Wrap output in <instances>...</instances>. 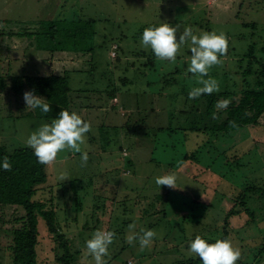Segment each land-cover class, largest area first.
<instances>
[{
  "label": "rangeland",
  "instance_id": "obj_1",
  "mask_svg": "<svg viewBox=\"0 0 264 264\" xmlns=\"http://www.w3.org/2000/svg\"><path fill=\"white\" fill-rule=\"evenodd\" d=\"M259 2L260 0H0V74H4L2 68L7 73L6 76L9 73L32 75L70 71L71 84L77 90L73 97L76 99L80 96L77 100L81 108L75 112L91 124V131L85 137L86 142L81 145L82 150L89 154L86 166H81L80 153L69 151L59 153L57 160L46 166L49 183L61 184L82 179L89 185L86 190L81 191L84 208L79 214V220L73 222L69 217L68 222L72 225L70 233L81 243L90 239L80 227L86 219L85 209L96 207V217L101 220L102 229L108 230V224L112 222L114 211L119 205L117 202L129 192L126 195H129L131 206L120 204L122 207L120 206L121 210L117 215L119 220L116 222L120 233L114 238L109 246V254L104 258L109 261L114 256L108 264H127L130 261L133 264H172L174 260H200L198 256L189 253L190 241L197 235L209 243L222 239L226 235L227 211L232 207L234 199H238L244 184L254 178L264 182V157L261 149L255 146L257 139L261 138L264 143L263 128L245 129L224 139L221 150L228 147L231 149L223 160L215 159L218 148L213 151L208 149L206 153L209 136L204 133L199 139H196L195 133H190L189 139H184L182 134L170 135L166 132L155 135L157 130L154 126L167 127L172 119L171 113L179 104L166 94L165 97H160L161 78L169 72L179 70L180 77L185 82L197 84L195 77L190 79L186 74L191 55L190 44L181 46L175 63L160 61V66L165 67L157 71L156 75L138 77L137 68L131 65L136 60L139 67L144 60L137 55L139 51H151L141 44L144 29L155 24L158 27L166 22L177 28L178 37L187 27H191L197 35L213 31L217 34H232L234 37L230 38L232 42L222 57L221 66L235 72L233 54L238 53V49L246 44V41L240 39V35L246 31L243 25L257 23L258 30L262 31L264 37V0ZM74 16L97 21L93 24L96 34L91 41L94 50L90 53L74 51L69 48L71 44L60 50L55 48L51 39L45 49L44 37L27 39L18 36L20 32L44 30L46 20L65 17L72 20L75 19ZM47 28L48 25L45 26V31ZM66 31L74 34L76 29L72 26ZM246 36L249 43L251 36L249 33ZM117 40L121 42V48L125 52L112 56V43ZM254 40L260 41L257 37ZM34 43L42 44L44 48L38 50ZM119 54L122 59L120 63L116 60ZM213 70V67L209 70L210 77ZM101 74L110 75L101 77ZM133 74L144 83L137 87H123L119 91V99L113 100V107L106 95L108 82L110 84L114 80L119 83L122 78L127 77L132 79ZM149 81L152 82L151 87L146 86ZM113 85L114 83L111 87ZM171 90L170 93L176 91L175 88ZM154 95H157L158 100H154ZM17 103L10 93L0 94V145L9 151L28 147L26 140L30 134L43 123H51L30 116L26 113L27 109L17 106ZM117 106L125 109L122 111L125 115L127 112L134 113L127 120L131 124L139 120L142 113L147 115V127L137 133H130L129 128L122 127L115 131L114 125L123 124L125 119L118 112ZM176 125L175 121L173 127ZM200 146V160L197 158V163L183 161L188 151L194 152ZM249 149H253V152L244 156L243 153ZM129 154L131 167L127 165L126 159ZM236 158L241 159L239 168L236 167ZM225 160L231 169H237H232L233 175L225 174L226 177L224 172L227 170L223 168ZM178 164H182V167H178ZM228 165L226 169H230ZM114 169L119 173H111ZM129 169H132V173ZM173 172L177 175L176 189L156 185V177ZM62 174L65 175L63 180L60 179ZM194 174L198 175L195 180ZM169 189L172 191L170 197L166 194ZM83 194L88 198L85 199ZM91 195L93 196L90 198ZM195 198L197 203L193 202ZM250 200V209L256 214L254 221L243 213L232 216L227 228V239L241 251L237 264H243L242 261L254 264L255 255L260 256L258 252L264 249V199L254 197ZM129 206L132 210L126 209ZM65 218L63 216L62 220ZM130 224L136 225V232L141 229L155 231L156 236L150 248L141 251L138 242L132 245L126 242ZM39 228H45L44 221H40ZM9 233L10 230L3 234L0 264H9ZM88 233L91 234L89 231ZM51 246L53 247L52 243ZM50 249L47 240L40 246L39 255L43 264H56V260L50 259ZM83 249L88 255L86 247ZM261 255L263 258L260 256V260L264 264V253ZM87 260L90 264L94 263L91 256Z\"/></svg>",
  "mask_w": 264,
  "mask_h": 264
},
{
  "label": "trees",
  "instance_id": "obj_2",
  "mask_svg": "<svg viewBox=\"0 0 264 264\" xmlns=\"http://www.w3.org/2000/svg\"><path fill=\"white\" fill-rule=\"evenodd\" d=\"M260 2H262V0H260ZM74 18L75 19L71 18L72 20H68L66 17L63 19L53 18L54 21L53 19L52 21L46 20L44 30H39L34 33L20 32L18 36L26 37L27 39L33 37L37 38L39 36L44 37L45 49L48 48L51 39L55 48H60V50L67 48V45L71 44L69 48L74 51H80L79 53H90L94 50L91 41L96 34V31L93 29V24L97 21L96 19H81L77 16H74ZM78 23L80 24L78 25ZM47 25L48 28L45 31V26ZM72 26L76 29L74 34H71L70 31H66L67 28ZM149 27L157 26L155 24ZM243 27L247 32L245 31V33L241 34L240 39L246 41V44L242 47L236 46L240 48L237 51L238 53L233 54L234 60L232 64L236 71L226 70L222 68L221 64L213 67L214 70L211 78L218 81L220 88L219 92H214L211 95H202L198 99L190 100L188 97L189 91L193 87L199 85H190L188 82H185L180 77L179 70L169 72L161 78L162 87L159 89V91H161V93H159L160 97L163 98L166 94L175 102H179V104L176 110L171 113L172 119L167 127L154 126L157 130L155 135L166 132L170 135L182 134L184 139H189L191 138L190 133H195L196 139H199L201 134L204 133L209 136V139L206 141L209 147L205 150L206 153L208 149L213 151L218 148L219 152L215 159L223 160L227 158L226 155L231 149V147H228L224 149V151L221 150V148L223 149L224 139L230 138L245 129H264V37L262 31H259L260 29L255 22L245 23ZM247 33L251 36L249 43H247V40H249L246 36ZM225 36L227 38V45H230V42H232L230 38L233 35L228 32ZM0 37H2L1 33ZM256 37L260 39V41L254 40ZM120 43L119 40L112 43V56H115L118 52H125L124 49L122 50ZM34 45L38 50L44 48L42 44L34 43ZM111 50H109V52H111ZM137 55L144 59L139 67L136 65L139 63L136 60L131 64L137 68L138 77H140V75L143 77L152 74L156 75L157 71L165 67L162 65L160 66V61L157 60L152 50H142L139 51ZM223 56L220 57L221 61ZM116 60L119 63L122 62L120 54L116 57ZM2 70L4 74H0V94L3 92L10 93V95L14 96L17 100V106H22L27 109L23 99V94L26 91L34 92L36 96L42 97L49 103L51 111L47 114L43 113L39 108L27 110L26 113L32 117L52 121V119L58 116L61 110L72 112L81 108L77 100L80 96H77L76 99L73 97V93L77 90L73 89L70 71L68 70L64 71L62 74L37 73L31 75L9 73L7 76L3 68ZM111 73L113 74L114 71ZM110 74H101V77H109ZM188 76L190 79L194 78L189 73ZM113 83L114 85L111 87ZM143 83L144 82L140 81L138 78L136 79L135 74H133L132 79L128 77L125 79L122 78L119 83L111 80L110 84L108 82V86L105 89L106 95L111 101V105L114 107L113 100L119 99V91H121L123 87L127 85H135L137 87L138 85L141 86ZM151 83L152 82L149 81L148 84L146 83V86L148 85L151 87ZM144 88L145 87H143V89ZM171 88H175L176 91L170 93V91H172ZM220 99H228L231 103L227 109L217 111L215 103ZM154 100H158L157 95H154ZM117 108L119 109L118 112H121V116L125 117V119H123V124L114 125L113 128L115 131L117 130L116 128L122 127L126 129L129 128L128 131L130 133H137L144 129V127H147V115L145 116V114L142 113V115L141 112H138L141 114L140 119L135 120L131 124V121L128 123L127 120L131 118V116H134V113L130 114L127 112L128 115H125L122 113V111L125 110L124 108L118 106ZM213 113H216L217 119L212 118ZM175 121L177 125L173 127ZM230 122H235V126H231ZM144 134L148 135L147 132H144ZM109 141L110 140L107 142L109 143ZM256 141L257 144L255 146L261 149L260 152H262V157H264V143L261 138ZM252 152L253 149H249V151H245L243 154L245 156ZM200 154L201 146L197 147L194 152L188 151L184 155L183 161L190 163H192V161L196 162ZM5 156L9 158L12 170L5 171L0 167V254L3 250V234L5 231L10 230L9 235L11 239L8 241L9 243L7 245V249L10 252L9 264H43L40 259L39 251L40 246L46 240L47 244L51 247L50 251L52 257H50V259L56 260V264H90V261L87 260L89 255H86L83 249L86 247V244L78 241L76 237L70 233L72 225L68 222L69 217L73 222L79 220V214H81L84 208V202L81 199V191L89 187L87 181L84 183L82 179H74L61 184L49 183L46 166L38 162L33 150L28 147L9 151L5 146L0 145V165H2ZM129 156L130 154L126 157L127 165L131 167L132 161ZM221 156L224 157L219 158ZM244 156H241V158ZM234 160L236 162V167H241V159L239 160L236 158ZM227 165L228 161L225 160L223 168L227 171L224 172V175L227 173L233 175L232 169L235 171L237 170L236 167L231 169L228 165L230 169H226ZM112 171L119 173L115 169L111 170V173H113ZM129 171L132 173V169H129ZM193 176L194 180L196 177L198 178L196 174ZM226 176L227 175H225V177ZM263 183L264 182L260 181L258 178H254L252 181L244 184L238 199H234L232 207L227 211L225 220L226 235H224L222 239H227L229 234L227 228L230 225L229 219L232 216L245 213L250 216V220L254 221L256 214L253 209H250L249 203L251 202L250 199L254 197H257L259 200L264 199ZM127 193L129 192L127 191L125 193L124 199L117 202L119 205L114 211V218L107 227L108 230L115 232L116 236H119L120 233L119 225L116 223L118 222L117 220H119L117 215L121 210L120 204L124 203L130 205V200L128 199L129 195L127 196ZM171 193L172 191L169 189L166 194L170 197ZM175 194L179 195L178 193ZM92 196L93 195H91L90 198ZM163 196L165 199V194ZM83 197L85 199L88 198L85 194H83ZM195 201H197L196 198L193 202L197 203ZM130 206L126 209L132 210ZM96 208L85 209L86 219L80 227L88 234L89 238L97 229H102L101 220L96 217ZM63 216H66L64 221L62 220ZM41 220L44 221L45 225L43 230L39 228ZM74 225L77 227V224L74 223ZM88 231L91 232L90 235ZM83 237H85L84 234ZM258 253H260L261 258H263L261 254L264 253V249L260 250ZM260 256L255 255L254 264L263 263L262 260H260ZM113 258L114 256H112V259ZM112 259H109V261L106 260L107 264L110 263ZM200 262L201 260L188 258L174 260L172 264H199ZM242 263L249 264V261H242Z\"/></svg>",
  "mask_w": 264,
  "mask_h": 264
},
{
  "label": "clouds",
  "instance_id": "obj_3",
  "mask_svg": "<svg viewBox=\"0 0 264 264\" xmlns=\"http://www.w3.org/2000/svg\"><path fill=\"white\" fill-rule=\"evenodd\" d=\"M144 48H150L159 61L176 62L177 54L181 46L190 44V58L186 74L190 73L195 77L197 87H193L188 94L190 100L198 99L202 95H211L219 92V83L209 76V70L222 63L220 57L227 53V38L223 33L202 32L194 34L191 27H187L177 36V28L169 23L163 22L158 27L145 28L141 38ZM207 77V78H206ZM23 99L27 110L39 108L47 114L51 111L49 103L42 97L36 96L32 91H26ZM231 101L220 99L215 103L217 111L225 110ZM213 119H217L216 113L212 114ZM235 126V122H230ZM91 131L90 122L85 121L81 115L75 111L61 110L58 116L52 119L51 123H43L34 130L26 140V145L34 152L38 162L48 166L57 160L58 154L64 151L81 154V166H86L89 154L83 151L86 134ZM0 167L5 171H11L12 165L9 158H3ZM182 167V164H178ZM60 179H65L61 175ZM177 175L173 172L155 178L157 186H167L176 189ZM136 225L128 226L126 242L130 245L138 242L140 250L150 248L156 233L154 230L141 229L136 232ZM116 233L106 229H97L88 239L86 251L91 256L94 264H107L104 259L109 254V246L113 243ZM190 254L198 256L202 264H237L241 258L239 248L233 246L229 239H217L214 243H209L201 236L197 235L191 240L188 246Z\"/></svg>",
  "mask_w": 264,
  "mask_h": 264
},
{
  "label": "built area",
  "instance_id": "obj_4",
  "mask_svg": "<svg viewBox=\"0 0 264 264\" xmlns=\"http://www.w3.org/2000/svg\"><path fill=\"white\" fill-rule=\"evenodd\" d=\"M127 264H132V263H131V261H130V262H129V263H127Z\"/></svg>",
  "mask_w": 264,
  "mask_h": 264
}]
</instances>
